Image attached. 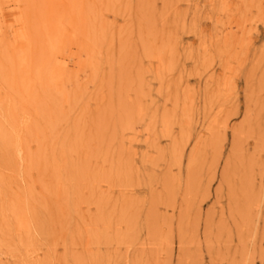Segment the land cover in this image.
Wrapping results in <instances>:
<instances>
[{
    "label": "rangeland",
    "instance_id": "obj_1",
    "mask_svg": "<svg viewBox=\"0 0 264 264\" xmlns=\"http://www.w3.org/2000/svg\"><path fill=\"white\" fill-rule=\"evenodd\" d=\"M9 114L0 264H264V0H0Z\"/></svg>",
    "mask_w": 264,
    "mask_h": 264
},
{
    "label": "bare ground",
    "instance_id": "obj_2",
    "mask_svg": "<svg viewBox=\"0 0 264 264\" xmlns=\"http://www.w3.org/2000/svg\"><path fill=\"white\" fill-rule=\"evenodd\" d=\"M61 2L64 4V3H69V0H61ZM7 76H5V81L6 82H9L11 84H8L9 87L12 89V91L15 93L16 96H18L20 98V102L21 101H26V96L28 94V83L26 85H22V83H19V84H15L17 81L15 79V74H6ZM22 77H24V75H22ZM44 78L46 81H47V84L50 83V84H53L54 83V77L55 75L54 74H50L48 76V74L46 73H43L40 75V78ZM13 80H12V79ZM11 79V81H10ZM20 80V79H18ZM21 81V80H20ZM5 110L9 113H13V103L11 102H8L5 106ZM9 119H10V123L13 124V127L14 129L17 131V133H15V131L9 133V134H3L2 132H0V151L2 153H0V165H3V166H13V162H14V155H15V140H16V136L17 134L19 133V131L15 128V125H14V118H13V115L12 114H9ZM47 197V196H46ZM13 213L15 212H20L21 211V207L20 206H16V208H12L11 210ZM40 229L42 231H46L47 227L46 225H41L40 224Z\"/></svg>",
    "mask_w": 264,
    "mask_h": 264
}]
</instances>
